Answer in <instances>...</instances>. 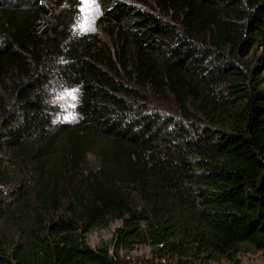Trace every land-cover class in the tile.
Listing matches in <instances>:
<instances>
[{
  "label": "trees",
  "instance_id": "1",
  "mask_svg": "<svg viewBox=\"0 0 264 264\" xmlns=\"http://www.w3.org/2000/svg\"><path fill=\"white\" fill-rule=\"evenodd\" d=\"M154 3L106 13L110 49L71 34L72 7L0 1V264H116L85 242L111 220L117 247L264 254V0ZM50 76L77 89L70 124Z\"/></svg>",
  "mask_w": 264,
  "mask_h": 264
},
{
  "label": "rangeland",
  "instance_id": "2",
  "mask_svg": "<svg viewBox=\"0 0 264 264\" xmlns=\"http://www.w3.org/2000/svg\"><path fill=\"white\" fill-rule=\"evenodd\" d=\"M6 4H19L32 0H0ZM52 11V16L57 15L60 10L72 7L75 17L72 19L71 34L77 36L94 35L112 49L113 40L117 38L113 24L106 20V13L120 3L135 10L154 11V0H72L62 4V0H38ZM155 13L157 11H154ZM52 16L47 21L53 23ZM105 18V19H104ZM111 32V33H110ZM50 76L49 83L45 89L46 105L48 115L53 125L70 124L76 119L75 107L77 104V89L64 86L57 78ZM5 103V102H4ZM13 100L7 99L5 105L0 106V133L2 124L10 116H13L15 107ZM3 108V109H2ZM12 111V112H11ZM2 113V114H1ZM163 113L166 117L178 118L175 112L173 97H164ZM17 114V113H16ZM90 159H92L90 157ZM122 228L120 220H111L107 228L93 227L85 235V242L91 249L104 248L108 250V257L116 264H264V254L255 251L247 245H243L236 255L220 257L214 254L204 253L196 248L185 250L163 247L150 241H143L131 237L124 245L116 242V231ZM138 231H143V225L137 226Z\"/></svg>",
  "mask_w": 264,
  "mask_h": 264
}]
</instances>
